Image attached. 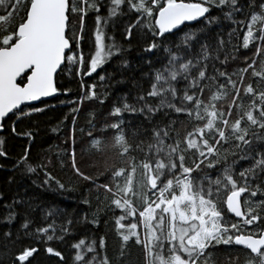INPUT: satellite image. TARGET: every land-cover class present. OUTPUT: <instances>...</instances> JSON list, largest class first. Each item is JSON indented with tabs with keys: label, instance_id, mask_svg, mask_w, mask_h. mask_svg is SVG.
I'll use <instances>...</instances> for the list:
<instances>
[{
	"label": "snow or ice",
	"instance_id": "snow-or-ice-1",
	"mask_svg": "<svg viewBox=\"0 0 264 264\" xmlns=\"http://www.w3.org/2000/svg\"><path fill=\"white\" fill-rule=\"evenodd\" d=\"M241 49L250 55L229 71ZM128 72L140 77H131V100L122 96L102 125L89 113L80 129L90 150L104 142L124 165L99 183L76 164V121L86 100L103 105L107 94L84 78L95 73L115 88ZM60 79L79 84L76 99ZM50 97L71 105L72 169L96 189L97 213L82 223L99 228L101 211L111 217L116 255L107 235L76 238L81 221L25 196L3 204L0 264H41L42 253L49 264H122L132 247L137 264H209L220 246H242L245 264H264V0H0V132L8 120L12 135L29 139L12 169L41 190L63 191L51 160L31 159L34 132L19 129ZM5 144L0 137L3 159Z\"/></svg>",
	"mask_w": 264,
	"mask_h": 264
},
{
	"label": "trees",
	"instance_id": "trees-1",
	"mask_svg": "<svg viewBox=\"0 0 264 264\" xmlns=\"http://www.w3.org/2000/svg\"><path fill=\"white\" fill-rule=\"evenodd\" d=\"M89 18L92 22L93 29V18L91 14L86 17L85 22L89 20ZM73 24L79 27L76 21H73ZM242 35L243 34H241V43ZM246 54L250 55V53L241 49L240 61L230 64L228 70L232 71L237 67L243 66L242 61L244 59V55ZM137 56L138 53L133 52L129 57L133 61L134 69L136 68ZM114 66L115 61L105 65L106 72L98 70L99 75L111 73ZM134 75L136 76V79L139 80L140 77L138 72H128L126 74L125 82L116 85L115 88H108L107 85L102 84L99 81V77L95 73L92 77L86 76L84 78L89 85L92 83L97 84L98 94H107V99L103 105H100L96 101L86 100L76 121V164L82 172L94 177H99V183L106 182V170L124 165L121 163V158H119L112 149L107 147L104 142L101 144H94L93 142L90 150V142L87 137V131L82 134L80 129L86 126V117L89 113H94L96 117V124L102 125L104 120L108 117V113L112 106L116 104L122 96L129 95V99L131 100V97L136 94V89L133 88L134 81L131 79ZM78 79L79 77H77V80ZM111 83L115 84V81H111ZM141 83H144V81H141ZM60 87H70V95L73 99H76L81 91L79 84L76 82H73L71 85ZM145 87H147V84H145ZM61 98L66 97L61 96ZM69 113L70 108L66 110L63 117L59 121L55 122L51 127L45 129L39 128L34 131L36 136L35 140L37 139V141L41 144L44 142V146L38 149L36 157L32 159L35 162L45 163H47L48 160H51V163L48 164V171H50L57 180L65 185V190L58 191L54 183L50 189L41 190L32 184L31 179H29L28 176L21 178L13 171V162L19 157L15 150L18 146L27 144L29 139L27 137L20 139L19 137L11 134V138L7 143V149H5L9 156L7 159L0 158L3 162H5V164H3L4 167L0 169V194H3L4 196V200L0 201V219H2L5 215L3 204L9 203L11 199L25 196L39 197V200L43 204L62 209L65 211L66 217L71 216L75 220L81 221V223L74 226L76 238H91L94 234L98 236L107 235L108 254L110 257H114L116 255L118 240L115 231L110 229L106 224V221L110 220L111 217L105 216L101 211L99 214V218L101 220L99 228H95L91 224L82 223L83 217L87 215L89 219H91L92 216L97 213L99 206L96 200L95 186L88 181H84L77 177L72 169V160L70 155L72 151V143L70 137L72 135L73 125L72 117ZM65 116L68 118L65 119ZM178 128L181 133H183L184 126L178 125ZM4 131L0 134V137ZM101 139L103 141L102 137ZM32 146L33 145H31V149ZM0 164L2 163L0 162ZM13 175H16V182L9 184L8 180ZM35 178L36 177L33 175L32 179ZM25 189H27V192H25ZM84 200H89L90 204L83 203ZM37 215L39 216L40 213L37 212ZM54 219H56V226L59 228L60 224L63 222L62 219ZM50 223H52V219H49L41 226H46V224ZM4 230L5 229L0 226V231ZM55 246L61 248L63 247V245ZM138 256L139 250L132 247L130 249V254H125V259L122 264H137ZM237 257H239L238 261ZM39 260L41 261V264H49L43 253L39 257ZM209 264H245V253L241 251V248L238 246H220L213 252V258L209 261Z\"/></svg>",
	"mask_w": 264,
	"mask_h": 264
},
{
	"label": "rangeland",
	"instance_id": "rangeland-1",
	"mask_svg": "<svg viewBox=\"0 0 264 264\" xmlns=\"http://www.w3.org/2000/svg\"><path fill=\"white\" fill-rule=\"evenodd\" d=\"M91 29H92V22L89 18V20H87L85 22V37H86V39L90 36ZM112 34L113 33L111 31H109V35H112ZM116 40L119 42L122 40V37L119 35L118 32L116 33ZM90 44H91L90 40H88L84 44V51H85L86 55L89 52ZM72 83H68V81L66 79H60V81H59L60 86H67V85H71ZM60 99H67V98H61L60 97ZM51 105H56V106L51 107ZM40 106H44V105H40ZM70 107H71V105H60L58 103L57 99H51V100H49L48 110L45 113L37 114L30 121L25 120L24 123L19 125V129L22 131H26V130L31 129L34 132L36 129H39V128L45 129V128L51 127L55 122L59 121L63 117L64 112L66 110H68ZM10 123H11V121H8V120L5 121V131L1 136V137L6 139V144L4 145L5 149H7V143L11 138V136H10L11 133L8 129V125ZM35 137L36 136L34 133V140L33 139L31 140V145H33L32 149L30 151L31 159H34L36 157V153H37L38 149H40L42 146H44V142H42L43 144L39 143V141H37V139L35 140ZM19 138L22 139V138H24V136H20ZM28 145H29V141L27 144H24L22 146H18L16 148L15 152L20 156L23 149L28 147ZM0 162L2 164H5V162H3V160H1V159H0ZM6 165H7V163H6Z\"/></svg>",
	"mask_w": 264,
	"mask_h": 264
},
{
	"label": "water",
	"instance_id": "water-1",
	"mask_svg": "<svg viewBox=\"0 0 264 264\" xmlns=\"http://www.w3.org/2000/svg\"><path fill=\"white\" fill-rule=\"evenodd\" d=\"M47 99H48V101H49V100L54 99V98H51V97H50V98H47ZM36 103H39V102H36ZM1 133H2V132H0V134H1ZM238 247L242 248V246H238Z\"/></svg>",
	"mask_w": 264,
	"mask_h": 264
}]
</instances>
